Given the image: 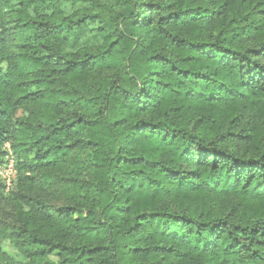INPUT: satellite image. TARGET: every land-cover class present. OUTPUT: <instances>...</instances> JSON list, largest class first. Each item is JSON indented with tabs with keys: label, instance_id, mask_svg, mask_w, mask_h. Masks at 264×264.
I'll list each match as a JSON object with an SVG mask.
<instances>
[{
	"label": "trees",
	"instance_id": "trees-1",
	"mask_svg": "<svg viewBox=\"0 0 264 264\" xmlns=\"http://www.w3.org/2000/svg\"><path fill=\"white\" fill-rule=\"evenodd\" d=\"M229 69L224 95L179 89ZM161 126L185 134L184 163L219 153L240 181L157 191L137 179L165 167L150 132ZM6 143L16 173L8 189L0 178V264H264V0H0V165ZM169 197L231 228L186 251Z\"/></svg>",
	"mask_w": 264,
	"mask_h": 264
},
{
	"label": "clouds",
	"instance_id": "clouds-1",
	"mask_svg": "<svg viewBox=\"0 0 264 264\" xmlns=\"http://www.w3.org/2000/svg\"><path fill=\"white\" fill-rule=\"evenodd\" d=\"M232 69L227 72H222L219 75L212 77L211 70L205 78H195L189 76L184 78L183 82L179 85L180 91L188 88H192L196 92H204L207 95L208 92H215L218 95H224L229 88L235 87V77ZM211 77V78H209ZM171 87H177L175 81L179 80V77H172ZM163 94V93H160ZM148 98L145 99L147 103ZM147 118V117H146ZM171 119V117H170ZM177 127H184L185 132H194L195 129L192 124L189 123L187 126L178 124ZM151 137L155 139L163 138V143L167 144V148L164 150L163 155L154 157L160 161V165L165 167L160 168L159 172H147V176L141 175L137 177L139 180L146 182L148 177H154V182L150 187L155 188L157 191H163L165 189L176 191L178 184L183 185H196L202 187L208 191H217L229 186L234 185L237 181H240V170L232 165L230 159H221L219 153H210L208 159L204 162L203 166L199 164H187L183 162L181 152L185 146V134L181 133L176 135L173 139V133L171 129L167 127H157L150 129ZM147 136L148 133L146 132ZM214 145H209L212 148ZM236 153L238 146L228 149ZM191 155L188 157L192 161L200 159L199 149L195 144L190 149ZM188 156V154H185ZM215 155V161L212 156ZM195 167L196 173L190 174L191 169ZM175 168L179 169V173L172 178L171 173L168 169ZM230 169V170H229ZM167 177V178H166ZM158 181V183L156 182ZM163 211H172L177 213V218L167 217L168 228L170 232H174L176 239L183 242L184 249L187 251L193 245H199L206 241H212L217 232L222 228H231V224L225 225H214V224H201L200 215L196 212H190L187 209L177 210L175 202L171 197L161 201ZM183 218H179V217ZM191 216V219H187Z\"/></svg>",
	"mask_w": 264,
	"mask_h": 264
},
{
	"label": "built area",
	"instance_id": "built-area-1",
	"mask_svg": "<svg viewBox=\"0 0 264 264\" xmlns=\"http://www.w3.org/2000/svg\"><path fill=\"white\" fill-rule=\"evenodd\" d=\"M5 156L4 163L0 165V178L3 181L5 188L8 189L15 178V166H14V157L9 148V145L6 143L4 145Z\"/></svg>",
	"mask_w": 264,
	"mask_h": 264
},
{
	"label": "rangeland",
	"instance_id": "rangeland-1",
	"mask_svg": "<svg viewBox=\"0 0 264 264\" xmlns=\"http://www.w3.org/2000/svg\"><path fill=\"white\" fill-rule=\"evenodd\" d=\"M99 4H101L104 7H108V8H112L113 6H115V0H98ZM98 7H96L95 10H97ZM3 69L5 68V65L3 64L1 66ZM19 116V111L18 114ZM1 249L2 251H4L5 253H7L10 257H14L16 259L19 258L17 251L14 249V247L12 246V244L8 241V240H4L1 243ZM51 258L56 259V255L52 254Z\"/></svg>",
	"mask_w": 264,
	"mask_h": 264
}]
</instances>
